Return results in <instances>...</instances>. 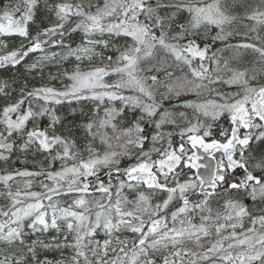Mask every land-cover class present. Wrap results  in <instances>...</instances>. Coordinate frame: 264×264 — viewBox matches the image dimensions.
I'll use <instances>...</instances> for the list:
<instances>
[{
    "label": "snow or ice",
    "instance_id": "1",
    "mask_svg": "<svg viewBox=\"0 0 264 264\" xmlns=\"http://www.w3.org/2000/svg\"><path fill=\"white\" fill-rule=\"evenodd\" d=\"M0 70V264H264V0H10Z\"/></svg>",
    "mask_w": 264,
    "mask_h": 264
},
{
    "label": "trees",
    "instance_id": "2",
    "mask_svg": "<svg viewBox=\"0 0 264 264\" xmlns=\"http://www.w3.org/2000/svg\"><path fill=\"white\" fill-rule=\"evenodd\" d=\"M10 0H0V8H3V6L6 3H9ZM72 2H74V0H72ZM249 3L255 4L256 1L255 0H248ZM236 12H241L242 13V9H240L239 7H236L234 9ZM244 23H249V21H245ZM215 32V29L213 30V34ZM244 39V37L242 35H234L232 37H230L227 41V43L229 44H236L241 42ZM215 47H224L223 44L221 43H217L215 45ZM111 54V53H109ZM222 55L226 58H229L233 55V53L228 50L225 49V51L222 53ZM253 59L252 54L245 52L243 54V56L241 57L242 62L247 63L248 61H251ZM67 66V65H66ZM8 75H15V73H10V74H5L3 72V70H0V78H7ZM107 82H112V80L116 79V77H112V78H105ZM65 83H67V81H65ZM53 84L56 87H60V84L58 82H53ZM126 94H130V93H126ZM121 106L120 102H105V105L102 106L103 107H116L119 108ZM57 107V114L58 115H64L67 116V120L65 121V123L67 124L68 121H73V123L75 124H83L86 123L88 121V118L92 115V109L94 107V103L91 101H81L79 103L73 101L71 104L65 103L63 105H58ZM76 109V113H75V118H73V116L69 115V113L71 112V109ZM81 113H85L86 115H81ZM100 115H103V111L101 110ZM110 132V130H109ZM84 132L83 129L81 128L79 131H76L75 133V137L77 139V148L83 150V147L86 143V141L84 140ZM94 146L97 147L101 152L104 150V146L101 145L99 143V140L97 139L96 141L93 142ZM84 156L85 158L87 157V152H84ZM37 159H40V157H37ZM133 161H129V160H124L122 161V166H126L127 164L131 163ZM17 168L20 167H27L29 170L35 171L37 170L34 166L32 162H29L27 165L21 166L19 163L16 164ZM56 167H59V165H56ZM4 168V165L2 163H0V171H2ZM0 190H3L2 187H0ZM33 191H41V189L39 188L37 183H34ZM126 194H127V190H126ZM131 198V197H129ZM6 203L5 200L3 198H0V204H4Z\"/></svg>",
    "mask_w": 264,
    "mask_h": 264
},
{
    "label": "water",
    "instance_id": "3",
    "mask_svg": "<svg viewBox=\"0 0 264 264\" xmlns=\"http://www.w3.org/2000/svg\"><path fill=\"white\" fill-rule=\"evenodd\" d=\"M208 162H210V161L207 158L202 161V163H208Z\"/></svg>",
    "mask_w": 264,
    "mask_h": 264
},
{
    "label": "rangeland",
    "instance_id": "4",
    "mask_svg": "<svg viewBox=\"0 0 264 264\" xmlns=\"http://www.w3.org/2000/svg\"><path fill=\"white\" fill-rule=\"evenodd\" d=\"M256 1V3H258V0H255ZM245 22V21H244Z\"/></svg>",
    "mask_w": 264,
    "mask_h": 264
}]
</instances>
